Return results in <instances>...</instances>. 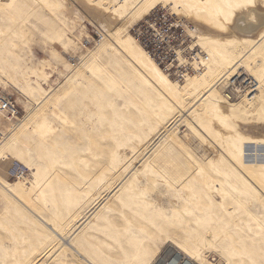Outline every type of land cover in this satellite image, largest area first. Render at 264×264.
Wrapping results in <instances>:
<instances>
[{"label":"rangeland","instance_id":"1","mask_svg":"<svg viewBox=\"0 0 264 264\" xmlns=\"http://www.w3.org/2000/svg\"><path fill=\"white\" fill-rule=\"evenodd\" d=\"M157 8L205 73L139 48ZM245 8L264 0H0L21 113L0 115V264H264V90L222 94L264 81V27L231 34Z\"/></svg>","mask_w":264,"mask_h":264},{"label":"built area","instance_id":"2","mask_svg":"<svg viewBox=\"0 0 264 264\" xmlns=\"http://www.w3.org/2000/svg\"><path fill=\"white\" fill-rule=\"evenodd\" d=\"M175 17L164 9H154L137 23L133 36L160 68L191 73L192 62L199 56L195 48L188 50L185 46L190 39L187 26L178 23ZM0 115L11 122L19 121L21 113L16 101L0 95ZM16 175L20 179L23 176L21 172Z\"/></svg>","mask_w":264,"mask_h":264},{"label":"bare ground","instance_id":"3","mask_svg":"<svg viewBox=\"0 0 264 264\" xmlns=\"http://www.w3.org/2000/svg\"><path fill=\"white\" fill-rule=\"evenodd\" d=\"M260 13L263 14V16L258 15ZM148 15H149V13H148ZM179 22L181 24H184L181 21H179ZM263 27H264V12L258 11L257 9L256 10L255 9L253 10L251 8H247V9L245 8L244 11H241L240 13H238V15L235 16L234 27H233V29L231 31V34L233 36H235V37H238V38H239V36L251 37L252 35H254L257 32V30H259V28L261 29ZM189 37H191V36L189 35ZM134 40L138 44L139 48L141 50L143 49L142 51L146 54V56L148 57V59L152 63H154L157 67H159V65L152 59V57L149 55V53L137 42V40L135 38H134ZM196 52H197L199 58H198V60H196V61L194 60L192 62L193 63L192 64V67H193V70L194 71L191 74H195V73H197V74L205 73L206 72V69L209 66V62H210L209 57L207 56V54L205 52H202L201 50H197ZM185 61H186V59H185ZM252 63H251V60L248 62V64H247V68L248 69L251 68L250 67L251 66L250 64H252ZM142 66H143V64H142ZM188 75H190V74L186 72V73H184L182 75V77L185 78ZM239 76H240L239 77V84L241 86H239L238 88H237V84H234L236 80L233 83V79H231L232 77L229 78L230 81L228 80V83L226 85L222 86V88H223V93L222 94L224 95L223 96L224 99L230 100L232 98V96L228 94V90H230V89H232L233 92H234V94L237 95V96H239V97L242 94H244V96L249 97L250 95H253V94L257 93V91L259 92L261 90H264V81L263 82L256 83V82H254V78L253 77H244V78H242V76L240 74H239ZM253 99L254 98L246 99L245 100V103L247 102L249 105H251L253 103ZM247 103H246V105H247ZM18 179H20V178H18ZM20 180H22V179H20Z\"/></svg>","mask_w":264,"mask_h":264},{"label":"crops","instance_id":"4","mask_svg":"<svg viewBox=\"0 0 264 264\" xmlns=\"http://www.w3.org/2000/svg\"><path fill=\"white\" fill-rule=\"evenodd\" d=\"M98 55V54H97Z\"/></svg>","mask_w":264,"mask_h":264}]
</instances>
